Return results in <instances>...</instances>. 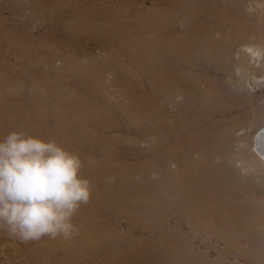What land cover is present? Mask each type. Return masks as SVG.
Masks as SVG:
<instances>
[{
    "label": "rangeland",
    "instance_id": "rangeland-1",
    "mask_svg": "<svg viewBox=\"0 0 264 264\" xmlns=\"http://www.w3.org/2000/svg\"><path fill=\"white\" fill-rule=\"evenodd\" d=\"M70 2L78 6L82 3L81 6L84 8L82 9V15L77 13L76 16H86L88 17L87 22L91 24L95 23L100 27L95 29L97 27H89L87 24H84V27L82 25L79 29H74L69 35L66 31L62 32L61 34L68 35V45L59 44L58 47H54V45L49 46L51 55L56 57L53 59L52 64L56 66L64 64L60 56L69 55L73 57V54L79 55L82 56L83 61L85 60L87 63L91 55H95L94 57H99V60L95 61V64H91L89 69H92V67L95 69L97 67H102V70L99 73L100 75L96 76L98 78H91L83 75L78 78L73 76L65 79L75 86L78 83L79 85L81 84V88L85 87L87 89L83 88V90L80 89L81 91H76L73 85L69 83L68 88H66L68 90L63 89L59 94H66L67 97H72L76 102V100H78L77 97H81V93L85 92L87 103L85 106L74 104L70 107L63 105L61 108H58L57 111L59 115L67 120L65 121L67 122V126L55 124V121L51 120V122H45V125L41 128L42 133L40 135L45 139L55 137L57 141L66 148L79 153L84 161L81 174L91 179L93 188L92 196L90 202L87 205H82V210L80 208L77 214L78 216L76 215L74 217L73 222L79 227V233L70 240L58 238L55 242V239L44 236L40 240L20 242V240L12 238L5 231L0 230V264H128L129 262V264H230V262H232L231 264H264V204L261 203L262 201L264 202V158H261V155H258L254 148L255 134L264 126V0H70ZM4 3V0H0V10H2ZM157 3H159V5H157ZM158 15L160 16L158 17ZM192 16H194V18ZM218 18L222 22H220ZM39 20L40 27L37 35L49 36L51 33L49 32L47 19L43 17ZM116 21H118V24ZM159 21L160 24L158 23ZM159 27L161 29H159ZM237 27L239 29H237ZM184 28H186L187 31ZM202 29L206 31L204 30V32H202ZM222 37L223 40L221 39ZM227 37L228 39H226ZM214 43L215 45H213ZM76 51L78 52L77 54ZM208 53H210V56ZM75 60V62L78 63V60ZM188 61L189 63H187ZM98 62H101V64ZM44 67H47L46 63ZM224 67L226 71L222 70L225 69ZM204 78H206V80ZM167 83L169 84L167 85ZM172 85L175 87L173 88ZM209 91H211V93ZM234 92L237 93L236 99L240 102V105L236 108L235 106L230 108L229 104L233 101V96H235ZM221 99L223 100L222 102ZM254 99L256 103H254ZM249 101L252 104L248 103ZM49 110L51 109H48L46 106L42 108L41 114L43 117H46V119L52 118L51 115H49ZM256 111V115H258L256 118L259 120L254 118L255 120L252 119V121L247 122L248 116L255 117ZM234 112L237 113L235 114ZM241 116L243 117L241 118ZM200 117H202V120ZM210 132L213 135L210 134ZM219 139L225 145L219 143ZM223 146L225 152L229 154L230 163L233 162V160L235 162L229 165L228 159L225 157L223 158L222 163H229V169L226 168L225 164L223 167L219 166L220 168L217 166V163H219L218 161H220L219 155L216 156L217 150L222 149ZM237 147L240 148L238 149ZM204 159H208V162L212 165L210 167L211 170L209 168L207 169V173V170L205 171L203 167ZM234 167H236L237 170L233 169ZM227 171H231V174L229 175ZM235 171L238 173L237 176L234 174ZM192 179L193 182L191 181ZM183 180L186 183L185 185ZM121 182L125 184L122 186ZM234 182H237V186ZM117 183H120V185ZM255 183L256 185H254ZM231 184H234V188L238 191L235 190L234 192V194H236L235 202L238 206L230 211V218L218 224V221L214 222L210 214L212 210V213L225 211L228 206L227 203H229L230 206L228 195L231 191L230 189L228 190V187H230ZM102 187L105 189L102 190ZM111 189L113 190L111 191ZM131 192H134V195ZM171 194L173 195L170 196ZM135 195L138 196L136 197ZM188 198H190L191 201ZM240 198L244 202H242ZM208 199H210L209 202ZM247 199H252L250 201L251 203H249ZM212 200L213 202H211ZM131 203L134 204L132 205ZM186 204H188V206ZM101 208L105 209L103 210ZM159 208H161L160 211ZM124 209L125 211H123ZM241 212L244 213L242 214ZM239 214L242 215L240 216ZM215 224H217V226H215ZM80 226L83 228H80ZM104 226H106V228ZM254 237L256 241H254ZM163 238L166 240H163ZM41 244L42 246H40ZM137 246L139 247L137 248ZM156 248L158 249L156 250ZM108 249H110V251ZM40 251H42V253ZM170 255H173V262H171L172 259ZM124 258L127 259L124 260ZM201 260L204 262L202 263Z\"/></svg>",
    "mask_w": 264,
    "mask_h": 264
},
{
    "label": "bare ground",
    "instance_id": "bare-ground-1",
    "mask_svg": "<svg viewBox=\"0 0 264 264\" xmlns=\"http://www.w3.org/2000/svg\"><path fill=\"white\" fill-rule=\"evenodd\" d=\"M5 3L3 4V8L2 10H0V137H3L5 135H7L9 132L13 131V130H16V131H24L26 133H29V134H33V135H38V136H41L40 134L42 133L41 131V128L45 125V122L48 123V122H51L52 121H55V124H58V125H65L67 126V121L66 119H64L61 115H59L57 109L58 108H61V106H67V107H70L74 104H80V105H83L85 106L86 105V94L85 92H82L81 93V97H77L78 100H75L72 98V97H67L66 94H59L60 91H62L63 89L64 90H68L66 88H68L69 86V83L72 84L71 82H69L68 80H65V79H68V78H71L73 76H76L77 78L78 77H81V76H86V77H91V78H98L96 76H99L101 70H102V67H97L96 69L94 67H92V69H89V66L92 64H95L94 62L95 61H98L99 57H94L95 55H91L90 59L87 60V63L85 62V60L83 61L82 59V56H79V55H75L73 54V57L72 56H60L61 57V60L63 61L64 64L60 65V66H56V65H53L52 64V61L54 58L53 55H51V49H50V45H54V47H58L59 44H64V45H68V35L71 34L72 31H74V29H79V27H81L83 25L84 27V24L87 26H91V27H97L95 29H98L100 26L99 25H96L95 23L94 24H91L88 21V17L86 16H76L77 13H79L80 15H82V9L83 6H78L74 3H71L70 0H4ZM82 1V0H80ZM166 1V0H165ZM204 1V0H203ZM224 1V0H223ZM237 1V0H236ZM78 2V1H77ZM190 2V1H189ZM194 2V1H193ZM196 2V1H195ZM199 2V1H198ZM209 2V1H208ZM211 2V1H210ZM215 2V1H214ZM241 2V1H240ZM245 2V1H244ZM79 3V2H78ZM85 3V2H84ZM89 3V1H88ZM91 3V2H90ZM153 3V2H152ZM181 3V2H180ZM191 3V2H190ZM205 3V2H204ZM239 3V2H238ZM243 3V1H242ZM169 4V3H168ZM221 4V3H220ZM233 4V3H232ZM248 4V3H247ZM138 5V4H137ZM156 5V4H155ZM157 5H159V3H157ZM193 5V4H192ZM213 5V4H212ZM222 5V4H221ZM227 5V4H226ZM89 6V5H88ZM86 6V7H88ZM154 6V5H152ZM172 6V5H171ZM178 6V5H176ZM200 6V5H199ZM209 6V5H208ZM215 6V5H214ZM219 6V5H218ZM244 6V5H243ZM85 7V6H84ZM90 7V6H89ZM159 7V6H158ZM164 7V6H162ZM161 7V8H162ZM168 7V6H167ZM170 7V6H169ZM198 7V6H197ZM202 7V6H201ZM217 7V6H216ZM234 7V6H233ZM248 7V6H247ZM250 7V6H249ZM135 8V6H134ZM143 8V7H142ZM165 8V7H164ZM185 8V6H184ZM200 8V7H199ZM224 8V6H223ZM240 8V7H239ZM244 8V7H243ZM140 9V7H139ZM167 9V8H165ZM164 9V11H165ZM170 9V8H169ZM172 9V8H171ZM182 9V8H181ZM188 9V8H186ZM192 9V8H191ZM234 9V8H233ZM247 9V8H246ZM255 9V8H254ZM90 10V8H89ZM93 10V9H92ZM137 10V9H136ZM194 10V8H193ZM207 10V9H206ZM210 10V9H209ZM230 10V9H229ZM101 11V10H100ZM140 11V10H139ZM155 11V10H154ZM158 11V10H157ZM170 11V10H169ZM168 11V12H169ZM187 11V10H186ZM195 11V10H194ZM217 11V10H216ZM254 11V10H253ZM89 12V11H87ZM97 12V11H96ZM150 12V11H149ZM153 12V11H152ZM167 12V11H166ZM189 12V11H188ZM196 12V11H195ZM234 12V11H233ZM238 12V10H237ZM244 12V11H243ZM242 12V13H243ZM250 12V11H249ZM85 13V12H84ZM144 13V12H143ZM161 13V12H160ZM172 13V12H171ZM181 13V12H180ZM191 13V12H189ZM207 13V12H206ZM212 13V12H211ZM248 13V11H247ZM255 13V12H254ZM75 14V15H74ZM102 14V13H101ZM130 14V13H129ZM187 14V13H185ZM216 14V13H215ZM219 14H220V11H219ZM226 14V12H225ZM223 14V15H225ZM239 14V13H238ZM74 15V17L72 18V16ZM84 15V14H83ZM95 15V14H94ZM132 15V14H131ZM156 15V14H155ZM161 15V14H160ZM158 15V17L160 16ZM168 15V14H167ZM212 15V14H211ZM234 15V14H233ZM101 16V15H100ZM135 16V15H134ZM151 16V15H150ZM157 16V15H156ZM164 16V15H163ZM171 16V15H170ZM176 16V15H175ZM180 16V15H179ZM222 16V15H221ZM248 16V15H247ZM255 16V15H254ZM45 17L48 21V25H49V32L51 33L49 36H39L37 35L38 33V29L40 27V18H43ZM169 17V16H168ZM194 18V16H192ZM200 17V16H199ZM210 17V16H209ZM232 17V16H231ZM230 17V18H231ZM251 17V16H250ZM253 17V16H252ZM100 18V17H99ZM150 18V17H149ZM165 18V17H164ZM187 18V17H186ZM190 18V17H188ZM201 18V17H200ZM207 18V17H206ZM220 18V17H219ZM218 18V19H219ZM226 18V17H225ZM229 18V17H228ZM233 18H236V17H233ZM97 19V17H96ZM151 19V18H150ZM153 19V18H152ZM157 19V18H156ZM172 19V18H171ZM174 19V18H173ZM184 19V18H183ZM202 19V18H201ZM205 19V18H204ZM211 19V18H210ZM214 19V18H213ZM217 19V20H218ZM221 19V18H220ZM219 19V20H220ZM224 19V18H223ZM222 19V20H223ZM240 19V18H239ZM247 19V18H246ZM250 19V18H249ZM72 20V21H71ZM99 20V19H98ZM97 20V21H98ZM132 20V19H131ZM189 20V19H187ZM195 20V19H194ZM232 20V19H231ZM244 20V19H243ZM254 20V19H252ZM71 21V22H70ZM94 21V20H93ZM172 21V20H171ZM190 21V20H189ZM208 21V20H207ZM213 21V20H212ZM118 21H116L117 23ZM132 22V21H131ZM163 22V21H162ZM175 22V21H173ZM188 22V21H187ZM196 22V21H195ZM216 23H218L217 21H215ZM220 22H222L220 20ZM219 22V23H220ZM230 22V21H229ZM232 22V21H231ZM245 22V21H244ZM98 23V22H97ZM153 23V21H152ZM160 24V21L158 22ZM164 23V22H163ZM169 23V22H168ZM214 23V22H212ZM118 24V23H117ZM116 24V25H117ZM124 24V23H123ZM154 24V23H153ZM156 24V23H155ZM158 24V25H159ZM165 24V23H164ZM171 24V23H170ZM243 24V23H242ZM245 24V23H244ZM47 25V26H48ZM169 25V24H168ZM174 25V24H173ZM176 25V24H175ZM201 25V24H200ZM209 25V24H208ZM207 25V27H208ZM213 25V24H212ZM232 25V24H231ZM236 25V24H234ZM120 26V25H119ZM164 26V25H163ZM166 26V25H165ZM164 26V27H165ZM195 26V25H194ZM203 26V25H202ZM237 26V25H236ZM241 26V25H240ZM252 26V25H251ZM259 26V25H258ZM76 27V28H75ZM86 27V26H85ZM156 27V26H155ZM167 27V26H166ZM216 27V26H215ZM225 27V26H224ZM235 27V26H234ZM247 27V26H245ZM249 27V26H248ZM201 28V27H200ZM204 28V27H202ZM209 28V27H208ZM250 28V27H249ZM256 28V26H255ZM159 29H161L159 27ZM163 29V28H162ZM166 29V28H165ZM171 29V28H169ZM186 29V28H184ZM193 29V28H191ZM196 29V28H195ZM218 29V28H217ZM235 29V28H234ZM237 29H239L237 27ZM248 29V28H247ZM253 29V28H252ZM260 29V28H259ZM203 30V29H202ZM205 30V29H204ZM204 30L202 32H204ZM215 30V29H214ZM220 30V29H219ZM223 30V28H222ZM232 30V29H231ZM66 31V33L68 35H63L61 34L62 32ZM80 31V30H79ZM173 31V30H172ZM185 31V30H184ZM183 31V32H184ZM187 31V29H186ZM206 31V30H205ZM210 31V30H209ZM208 31V32H209ZM235 31V30H234ZM233 31V32H234ZM248 31V30H246ZM255 31V30H254ZM262 31V30H261ZM264 31V30H263ZM82 32V31H81ZM84 32V31H83ZM211 32V31H210ZM209 32V33H210ZM221 32V31H220ZM225 32V31H224ZM232 32V31H231ZM258 32V31H257ZM159 33V32H158ZM166 33V32H165ZM190 33V32H189ZM188 33V34H189ZM212 33V32H211ZM214 33V32H213ZM194 34V33H192ZM203 34V33H201ZM200 34V35H201ZM206 34V33H205ZM216 34V33H215ZM218 34V33H217ZM231 34V33H230ZM232 34H235V33H232ZM258 34V33H257ZM169 35V34H168ZM208 35V34H207ZM226 35V34H225ZM237 35V34H236ZM240 35V34H239ZM245 35H246V32H245ZM254 35V34H253ZM171 36V35H170ZM184 36V35H183ZM187 36V35H186ZM198 36V35H197ZM213 36V35H211ZM233 36V35H232ZM243 36V35H242ZM256 36V35H255ZM262 36V35H261ZM264 36V35H263ZM158 37V36H157ZM205 37V36H204ZM203 37V38H204ZM217 37V36H215ZM221 37V36H220ZM229 37V36H228ZM228 37L226 39H228ZM238 37V36H237ZM246 37V36H245ZM258 37V36H257ZM173 38V37H171ZM218 38V37H217ZM250 38V37H249ZM248 38V39H249ZM256 38V37H254ZM260 38V37H259ZM183 39V38H182ZM185 39V38H184ZM198 39V38H197ZM223 40V37L221 38ZM234 39V38H233ZM170 40V39H169ZM189 40H192V39H189ZM196 40V39H195ZM201 40V39H200ZM206 40V39H205ZM209 40V39H208ZM211 40V39H210ZM214 40V39H213ZM225 40V39H224ZM232 40V38H231ZM252 40V39H251ZM260 40V39H259ZM173 41V40H172ZM176 41V40H175ZM174 41V42H175ZM194 41V40H193ZM192 41V42H193ZM239 41V40H238ZM253 41V40H252ZM166 42V41H165ZM179 42V41H178ZM199 42V41H198ZM197 42V44H198ZM212 42V41H211ZM220 42V41H219ZM236 42V40H235ZM243 42V41H242ZM257 42V41H256ZM196 43V42H195ZM202 43V42H201ZM221 43V42H220ZM224 43V41H223ZM225 43H228V42H225ZM234 43V42H233ZM238 43V42H237ZM250 43V42H249ZM248 43V44H249ZM183 45V44H182ZM202 45V44H201ZM206 45V44H205ZM215 45V43L213 44ZM211 45V46H213ZM226 45V44H225ZM236 45V44H234ZM253 45V44H252ZM186 46V45H185ZM191 46V45H190ZM203 46V45H202ZM196 47V46H195ZM235 47V46H234ZM184 48V47H183ZM186 48V47H185ZM193 48V47H191ZM190 48V50H191ZM219 48V47H218ZM221 48V46H220ZM226 48V47H225ZM207 49V48H206ZM213 49V48H212ZM245 49V48H244ZM184 50V49H183ZM195 50V49H194ZM220 50V49H219ZM218 50V51H219ZM224 50V49H223ZM80 51V50H79ZM188 51V50H187ZM202 51V49H201ZM217 51V52H218ZM226 51V50H225ZM228 51V49H227ZM82 52V51H80ZM204 52V51H203ZM206 52V51H205ZM210 52V51H209ZM222 52V51H221ZM230 52V51H229ZM254 52V51H253ZM78 52L76 51V54ZM182 53V52H181ZM184 53V52H183ZM215 53V52H214ZM235 53V52H234ZM176 54V53H175ZM187 54V53H186ZM195 54V53H194ZM207 54V53H205ZM210 53H208L209 55ZM192 55V54H191ZM199 55V54H197ZM220 55V53H219ZM241 55V54H240ZM245 55V54H244ZM173 56V55H172ZM185 56V55H184ZM196 56V55H195ZM210 56V55H209ZM215 56V54H214ZM225 56V55H223ZM231 56V55H230ZM58 57V58H60ZM175 57V56H174ZM173 57V58H174ZM193 57V56H192ZM198 57V56H197ZM204 57V56H202ZM212 57V55H211ZM216 57V56H215ZM232 57V56H231ZM181 58V57H180ZM196 58V57H195ZM224 58V57H223ZM64 59V60H63ZM75 59L78 60V63H76ZM88 59V58H87ZM209 59V58H208ZM213 59V58H212ZM177 60V59H176ZM183 60V58H182ZM185 60V59H184ZM211 60V59H210ZM232 60V59H231ZM191 61V60H190ZM208 61V60H207ZM227 61V60H226ZM174 62V61H173ZM193 62V61H192ZM212 62V61H211ZM219 62V61H218ZM45 63L47 64V67H44ZM101 64V62H98ZM189 63V61L187 62ZM199 63V62H198ZM213 63V62H212ZM216 63V62H215ZM193 64V63H192ZM206 64V63H205ZM229 64V63H228ZM227 64V65H228ZM232 64V63H231ZM176 65V64H175ZM178 65V64H177ZM198 65V64H197ZM202 65V64H201ZM214 65V63H213ZM220 65V64H219ZM233 65V64H232ZM97 66V65H96ZM167 66V64H166ZM170 66V65H168ZM185 66V65H184ZM191 66V65H190ZM222 66V65H221ZM248 66V65H247ZM192 67V66H191ZM195 67V66H194ZM228 67V66H226ZM169 68V67H168ZM189 68V67H188ZM225 68V67H224ZM233 68V67H232ZM167 69V68H166ZM183 69V68H182ZM197 69V68H196ZM210 69V68H209ZM208 69V70H209ZM214 69V68H212ZM211 69V70H212ZM181 70V69H180ZM179 70V71H180ZM222 70H225L226 71V68L225 69H222ZM195 71V70H194ZM156 72V71H155ZM158 72V71H157ZM161 72V71H160ZM171 72V71H170ZM174 72V70H173ZM176 72V71H175ZM184 72V71H183ZM192 72V71H191ZM197 72V71H196ZM200 72V71H198ZM218 72V71H217ZM230 72V71H229ZM167 74V73H166ZM165 74V76H166ZM187 74V73H186ZM191 74V73H190ZM193 74V73H192ZM205 74V73H204ZM154 75V74H153ZM169 75V74H168ZM178 75H181V74H178ZM184 75V74H183ZM182 75V76H183ZM243 75V74H242ZM200 76V74H199ZM215 76V75H214ZM156 77V76H155ZM178 77V76H176ZM176 77H175V80H176ZM188 77V76H187ZM195 77V76H194ZM202 77V76H201ZM85 78V77H84ZM164 78V77H163ZM169 78V77H168ZM186 78V77H185ZM210 78V77H209ZM214 78V77H213ZM221 78V77H220ZM244 78V77H243ZM80 79V78H79ZM171 79V77H170ZM179 79V78H178ZM188 79V78H187ZM202 79V78H201ZM206 80V78H204ZM219 79V78H218ZM154 80V79H153ZM152 80V82H153ZM157 80V79H156ZM161 80V78H160ZM163 80V79H162ZM165 80V79H164ZM189 80V79H188ZM193 80V79H192ZM220 80V79H219ZM227 80V79H226ZM177 81V80H176ZM162 82V81H161ZM174 82V81H172ZM229 82V81H228ZM235 82V81H234ZM80 83V82H79ZM85 83V82H84ZM159 83V81H158ZM183 83V82H182ZM192 83V82H191ZM204 83V82H203ZM230 83V82H229ZM169 83H167L168 85ZM171 84V83H170ZM177 84V83H175ZM181 84V83H180ZM206 84V83H205ZM209 84V83H208ZM214 84V83H213ZM218 84V83H217ZM73 85V88L77 91H81L80 89L83 90L84 89H87L85 87L81 88V84L79 85L77 83V85L75 86L74 84ZM174 85V84H173ZM172 85V87H173ZM228 85V84H227ZM171 86V85H170ZM217 86V85H216ZM237 86V85H235ZM233 86V87H235ZM157 87V86H156ZM161 87V86H160ZM175 87V86H174ZM173 87V88H174ZM177 87V86H176ZM180 87V86H179ZM209 87V86H207ZM238 87V86H237ZM153 88V87H152ZM159 88V87H158ZM164 88V87H163ZM206 88V87H205ZM204 88V89H205ZM216 88V87H215ZM239 88V87H238ZM193 89V88H192ZM200 89V88H198ZM227 89V88H226ZM229 89V88H228ZM178 90V89H177ZM182 90V89H181ZM189 90V89H188ZM211 90V89H210ZM159 91V90H158ZM163 91V90H162ZM168 91V90H167ZM207 91V90H206ZM212 91V90H211ZM211 91H209L211 93ZM204 92V91H203ZM232 92V91H231ZM173 93V92H172ZM191 93V92H190ZM196 93V92H195ZM194 93V94H195ZM205 93V92H204ZM217 93V92H216ZM219 93V92H218ZM221 93V92H220ZM223 93H226V92H223ZM156 94H157V91H156ZM164 94V93H163ZM166 94V93H165ZM170 94V93H169ZM180 94V93H179ZM193 94V93H192ZM227 94V93H226ZM235 96H233V101L231 102L230 105V108L232 106H235L238 107L240 105V102H238V100L236 99V96H237V93L234 92ZM244 94V93H243ZM161 95V94H160ZM208 95V94H207ZM221 95V94H220ZM83 96V97H82ZM169 96V95H168ZM174 96V95H173ZM190 96V95H189ZM206 96V95H205ZM211 96V95H210ZM213 96V95H212ZM228 96V95H227ZM239 96V95H238ZM252 96V95H251ZM254 96V95H253ZM259 96V95H257ZM215 97V96H214ZM222 97V96H221ZM162 98V97H161ZM242 98V97H241ZM256 98V97H255ZM81 99V100H80ZM158 99V98H157ZM172 99V98H171ZM210 99V98H209ZM216 99V98H215ZM230 99V98H229ZM253 99V98H252ZM258 99V98H257ZM163 100V99H162ZM166 100V99H164ZM189 100V99H188ZM200 100V99H199ZM243 100V99H242ZM246 100V99H245ZM255 100V99H254ZM155 101V100H154ZM158 101V100H156ZM183 101V100H182ZM206 101V100H205ZM213 101V99H212ZM217 101V100H216ZM219 101V99H218ZM223 100L221 99V102ZM226 101H229V100H226ZM253 101V100H252ZM173 102V101H172ZM184 102V101H183ZM189 102V101H188ZM203 103V101H202ZM245 103V101H244ZM250 104H252L250 101L248 102ZM256 103V100L255 102ZM176 104V103H175ZM182 104V103H181ZM188 104V103H187ZM247 104V102H246ZM263 104V103H262ZM204 105V104H203ZM208 105V103H207ZM215 105V104H214ZM227 105V104H225ZM224 105V106H225ZM255 105V104H254ZM43 106H46L48 109H51L49 110V115H51V117L53 118H47L46 117H43V115L41 114L42 113V108ZM223 106V105H221ZM245 106V105H244ZM258 106V105H257ZM260 106V105H259ZM211 107V106H210ZM184 108V107H183ZM205 108V107H204ZM203 108V109H204ZM233 108V107H232ZM249 108V107H248ZM157 109V108H156ZM188 109V107H187ZM207 109V108H206ZM228 109V108H227ZM261 109V108H260ZM263 109V108H262ZM177 110V109H175ZM183 110V109H182ZM199 110V109H198ZM220 110V109H219ZM160 111V110H159ZM195 111V110H194ZM200 111V110H199ZM187 112V111H186ZM207 112V111H206ZM213 112V110H212ZM210 112V113H212ZM217 112V111H216ZM238 112V111H237ZM236 112V113H237ZM241 112V111H240ZM239 112V113H240ZM245 112V111H244ZM249 112V111H248ZM48 113V112H47ZM46 113V114H47ZM175 113V112H174ZM181 113V112H180ZM202 113V112H201ZM235 113V112H234ZM235 113V114H236ZM238 113V114H239ZM186 114V113H185ZM194 114V113H193ZM223 114V113H222ZM257 114V111L255 112V117H252V116H248V120L247 122L249 121H252V119H257L256 117H258ZM195 115V114H194ZM198 115V114H196ZM205 115V114H204ZM216 115V114H215ZM248 115V114H247ZM251 115V114H249ZM227 116V115H226ZM237 116V115H236ZM239 116V115H238ZM260 116V115H259ZM215 117V116H214ZM219 117V116H218ZM243 116H241L242 118ZM245 117V116H244ZM177 118V117H176ZM188 118V117H187ZM199 118V117H198ZM201 120H202V117H200ZM205 118V117H203ZM225 118V117H224ZM174 119V117H173ZM180 119V118H179ZM189 119V118H188ZM193 119V118H192ZM206 119V118H205ZM209 119V118H208ZM222 119V118H221ZM254 119V120H255ZM177 120V119H176ZM185 120V119H184ZM211 120V119H209ZM215 120V119H214ZM220 120V119H219ZM232 120V119H231ZM243 120V119H242ZM246 120V119H245ZM259 120V119H257ZM172 121V120H171ZM217 121V120H216ZM223 121V120H222ZM236 121V120H235ZM191 122V121H190ZM196 122V121H195ZM228 122V121H227ZM238 122V121H237ZM185 123V122H184ZM192 123V122H191ZM208 123V122H207ZM213 123V122H212ZM221 123V122H220ZM256 123V122H255ZM187 124V123H185ZM237 124V123H235ZM243 124V123H242ZM190 125V124H189ZM195 125V124H194ZM201 125V124H199ZM204 125V124H203ZM202 125V126H203ZM216 125V124H215ZM225 125V124H224ZM228 125V124H227ZM240 125V124H239ZM250 125V124H249ZM185 126V125H184ZM252 126V125H251ZM205 127V126H204ZM203 127V128H204ZM223 127V126H222ZM229 127V126H228ZM233 127V126H232ZM186 128V127H185ZM202 128V127H201ZM235 128V127H233ZM240 128V126H239ZM245 128V127H243ZM188 129V128H186ZM199 129V127H198ZM211 129V128H210ZM209 129V130H210ZM220 129V128H219ZM222 129V128H221ZM224 129V128H223ZM237 129V128H236ZM242 129V128H241ZM183 130V129H182ZM205 130V129H204ZM171 131V130H170ZM189 131V130H188ZM201 131V130H200ZM206 131V130H205ZM214 131V130H213ZM227 131V130H226ZM231 131V130H230ZM234 131V129H233ZM172 132V131H171ZM188 133V132H187ZM191 133V132H190ZM195 133V132H194ZM197 133V132H196ZM199 133V132H198ZM205 133V132H204ZM209 133V132H207ZM215 133V132H214ZM200 134V133H199ZM210 134H212L210 132ZM209 134V135H210ZM217 134V133H216ZM221 134V133H220ZM169 135V134H168ZM196 135V134H195ZM213 135V134H212ZM230 135V134H229ZM233 135V134H232ZM186 136V135H185ZM191 136V135H190ZM200 136V135H199ZM169 137V136H168ZM194 137V136H193ZM223 137V136H222ZM235 137V136H234ZM64 138V137H63ZM187 138V137H186ZM231 138V137H230ZM239 138V137H238ZM241 138V137H240ZM173 139V138H172ZM192 139V138H191ZM205 139V138H204ZM209 139V138H208ZM223 139V138H222ZM233 139V138H232ZM180 140H183V139H180ZM189 140V139H187ZM198 140V139H197ZM224 140V139H223ZM204 141V140H203ZM236 141V139H235ZM238 141V140H237ZM172 142V141H171ZM182 142V141H181ZM193 142V141H192ZM201 142V141H200ZM210 142V141H208ZM228 142V141H227ZM219 143L225 145L220 139H219ZM218 143V144H219ZM177 144V143H176ZM195 144V143H194ZM207 144V143H206ZM220 144V145H221ZM227 144V143H226ZM172 145V144H171ZM202 145V144H200ZM217 145V144H216ZM188 146V144H187ZM244 146V145H243ZM246 146V145H245ZM207 147V146H206ZM228 147V146H227ZM242 147V146H241ZM190 148V147H189ZM188 148V149H189ZM210 148V147H209ZM238 148V147H237ZM240 148V147H239ZM238 148V149H239ZM253 148V147H252ZM256 152L258 153V155H261V158L263 157L264 158V126L260 128V130L255 134V146H254ZM174 149V148H173ZM192 149V148H191ZM203 149V147H202ZM231 149V148H230ZM235 149V148H234ZM244 149V148H243ZM199 150V149H198ZM196 150V151H198ZM201 150V149H200ZM236 150V149H235ZM249 150V149H248ZM186 151V150H185ZM193 151V150H192ZM223 151H224V154H223ZM239 151V150H238ZM174 152V150H173ZM189 152V151H188ZM195 152V151H194ZM205 152V151H204ZM208 152V150H207ZM210 152V151H209ZM170 153V152H169ZM180 153V152H179ZM212 153V152H211ZM230 153V152H229ZM232 153V152H231ZM236 153V152H235ZM233 153V154H235ZM186 154V153H185ZM198 154V152H197ZM241 154V153H240ZM251 154V153H250ZM170 155V154H169ZM182 155V154H181ZM189 155V154H187ZM201 155V154H200ZM210 155V154H209ZM219 155V158H220V161H218L219 163H217V166H221L223 167L224 164L226 166L227 169H229V165H231V163H235L234 160L233 162L230 163L229 161V154L227 152H225V149H224V146L222 147V149L220 150H217V154L216 156ZM243 155V154H242ZM245 155V154H244ZM193 156V155H192ZM238 156V155H237ZM248 156V155H247ZM169 157V156H168ZM173 157V156H172ZM176 157V156H175ZM178 157V156H177ZM182 157V156H181ZM227 158L229 161V163L225 162L224 164L222 163V160L223 158ZM233 157V156H232ZM240 157V156H239ZM195 158V156H194ZM235 158V157H234ZM244 158V157H243ZM166 159V158H165ZM170 159V158H169ZM187 159V158H186ZM192 159V158H191ZM190 159V160H191ZM197 159V158H196ZM203 159V158H202ZM209 159V158H208ZM206 160L204 159L205 161H203V167H204V170L206 171L208 168L210 169V167L212 166L208 161L209 160ZM170 160H173L172 158ZM177 160V159H176ZM189 160V161H190ZM218 160V159H217ZM242 160V159H241ZM165 161V160H164ZM185 161V159H184ZM187 161V160H186ZM200 161V160H198ZM216 161V160H215ZM167 162V161H166ZM191 162V161H190ZM189 162V163H190ZM255 162V161H254ZM253 162V163H254ZM162 163V162H161ZM174 163V162H173ZM179 163V162H178ZM183 163V162H182ZM244 163V162H242ZM163 164V163H162ZM171 164V163H170ZM214 164V163H213ZM229 164V165H228ZM198 165V164H197ZM242 165V164H241ZM245 165V164H244ZM178 166V165H177ZM193 166V165H192ZM162 167V166H161ZM185 167V166H184ZM194 167V166H193ZM202 167V166H201ZM200 167V168H201ZM202 167V168H203ZM179 168V167H178ZM196 168V167H195ZM220 168V167H219ZM243 168V167H242ZM176 169V168H175ZM191 169V168H189ZM233 169L237 170L236 167H234ZM155 170V169H154ZM173 170V169H172ZM185 170V169H184ZM182 170V171H184ZM200 170V169H199ZM211 170V169H210ZM218 170V169H217ZM177 171V170H176ZM191 171V170H190ZM196 171V170H195ZM232 171V170H231ZM231 171H227L228 174L230 175L231 174ZM208 172V170L206 171V173ZM210 172V171H209ZM185 173V172H183ZM195 173V172H194ZM201 173V172H200ZM205 173V174H206ZM213 173V171H212ZM233 173V172H232ZM188 174V173H187ZM185 174V175H187ZM192 174V173H190ZM235 176L238 175L237 171H235ZM233 174V175H234ZM183 175V174H182ZM198 175V174H196ZM204 175V174H202ZM219 175V173H218ZM228 175V176H229ZM232 175V176H233ZM144 176V175H143ZM180 176V175H179ZM210 176V175H209ZM220 176V175H219ZM218 176V177H219ZM225 176V175H224ZM248 176V175H247ZM170 177V176H169ZM169 177H168V180H169ZM178 177V176H177ZM186 177V176H185ZM192 177V176H191ZM216 177V176H215ZM240 177V176H239ZM119 178V177H118ZM133 178V177H132ZM173 178V177H172ZM181 178V177H180ZM196 178V176H195ZM213 178V177H212ZM238 178V177H237ZM121 179V178H120ZM185 179V178H184ZM189 179V178H188ZM204 179V178H203ZM206 179V178H205ZM228 179V178H227ZM91 180V179H90ZM93 180V179H92ZM180 180V179H179ZM186 180V179H185ZM212 180V179H211ZM220 180V179H219ZM231 180V179H230ZM229 180V181H230ZM236 180V179H235ZM109 181V180H108ZM127 181V180H126ZM176 181V180H175ZM178 181V180H177ZM189 181V180H188ZM193 182V179L191 180ZM190 181V182H191ZM247 181V180H246ZM258 181V180H257ZM105 182V181H104ZM107 182V181H106ZM118 182V181H117ZM124 182V181H123ZM133 182V180H132ZM172 182V181H171ZM179 182V181H178ZM182 182V180H181ZM184 182V180H183ZM191 182V183H192ZM203 182V181H202ZM206 182V181H205ZM204 182V183H205ZM209 182V181H208ZM222 182V181H221ZM232 182V181H231ZM249 182V181H248ZM156 183V181H155ZM154 183V185H155ZM174 183V181H173ZM180 183V182H179ZM196 183V182H194ZM210 183V182H209ZM213 183V182H212ZM224 183V182H223ZM235 183V182H234ZM237 183V182H236ZM235 183V185H236ZM242 183V182H241ZM246 183V182H245ZM118 184V183H117ZM122 184V182H121ZM125 184V183H123ZM122 184V186H123ZM172 184V183H171ZM186 183L184 182V185ZM120 185V183L118 184ZM127 185V184H126ZM142 185V184H141ZM150 185V184H149ZM179 185V184H178ZM177 185V186H178ZM188 185V184H187ZM198 185V184H197ZM200 185V184H199ZM202 185V184H201ZM208 185V184H207ZM226 185V184H225ZM252 185V184H251ZM256 185V183L254 184ZM105 186V185H104ZM116 186V185H114ZM160 186V185H159ZM191 186V184H190ZM223 186V185H222ZM227 186V185H226ZM237 186V185H236ZM258 186V185H257ZM132 187V186H131ZM139 187V185H138ZM137 187V188H138ZM186 187V186H184ZM196 187V185H195ZM194 187V188H195ZM205 187V186H204ZM207 187V186H206ZM245 187V186H244ZM247 187V186H246ZM104 190L105 188L102 187ZM112 188V187H110ZM127 188V187H126ZM130 188V187H129ZM142 188V187H141ZM173 188V187H172ZM179 188V187H178ZM182 188V187H181ZM197 188V187H196ZM238 188V187H237ZM109 189V188H108ZM116 189V187H115ZM120 189V188H119ZM125 189V187H124ZM134 189V188H133ZM152 189V188H151ZM200 189V188H199ZM230 189L231 192H229L230 194L228 195V201L230 202V206H229V203H227V208L225 211H217L215 213H212L211 211V218L214 220V222H217L218 224L219 223H222L221 221L223 220H227V218H230V211L234 208V207H237V203L235 202V195L234 192H235V188H234V184L230 185V187H228V190ZM113 189H111L112 191ZM136 190V189H135ZM186 190V189H185ZM204 190V189H202ZM201 190V191H202ZM223 190V189H222ZM227 190V189H226ZM126 191V190H125ZM134 191V190H133ZM141 191V190H140ZM139 191V192H140ZM144 191V190H143ZM157 191V190H156ZM197 191V190H196ZM205 191V190H204ZM237 191V190H236ZM251 191V190H250ZM114 192V191H113ZM120 192V191H118ZM135 192V191H134ZM133 192V193H134ZM199 192V191H198ZM208 192V191H207ZM221 192V190H220ZM238 192V191H237ZM103 193V192H102ZM107 193V192H106ZM125 193V192H124ZM132 193V192H131ZM132 193V194H133ZM138 193V192H137ZM152 193V192H151ZM210 193V192H209ZM224 193V192H223ZM100 194V193H99ZM228 194V193H227ZM105 195V194H104ZM107 195V194H106ZM115 195V194H114ZM134 195V194H133ZM142 195V194H141ZM148 195L150 196V194L148 193ZM173 194H171L170 196H172ZM215 195V194H214ZM218 195V194H217ZM101 196V195H100ZM136 196V195H135ZM138 196V195H137ZM136 196V197H137ZM196 196V195H195ZM213 196V195H212ZM123 197V195H122ZM132 197V196H131ZM187 197V196H186ZM197 197V196H196ZM195 197V198H196ZM199 197V196H198ZM217 197V196H216ZM103 198V197H102ZM109 198V197H108ZM134 198V197H133ZM155 198V197H154ZM175 198V197H174ZM183 198V197H182ZM205 198V197H204ZM214 198V197H213ZM97 199V198H96ZM119 199V198H117ZM126 199V198H125ZM128 199V198H127ZM134 199H137V198H134ZM143 199V198H141ZM190 199V198H188ZM193 199V198H192ZM198 199V198H197ZM219 199V198H218ZM241 199V198H240ZM106 200V199H105ZM169 200V199H168ZM167 200V201H168ZM186 200V199H185ZM210 199H208V202H209ZM217 200V199H216ZM222 200V199H221ZM237 200V199H236ZM245 200V199H244ZM249 199H247L248 201ZM252 200V199H251ZM249 200V203H251ZM141 201V200H140ZM166 201V200H165ZM174 201V200H173ZM191 201V199H190ZM194 201V200H193ZM204 201V200H202ZM242 201V199H241ZM246 201V200H245ZM101 202V201H100ZM106 202V201H105ZM115 202V201H114ZM125 202V201H123ZM128 202V201H127ZM132 202V201H131ZM136 202V201H134ZM176 202V201H175ZM198 202V201H197ZM213 202V200L211 201ZM221 202V201H220ZM226 202V200H225ZM244 202V201H242ZM253 202V201H252ZM257 202V201H256ZM255 202V203H256ZM99 203V202H97ZM102 203V202H101ZM121 203V202H120ZM189 203V202H188ZM194 203V202H193ZM192 203V204H193ZM196 203V202H195ZM205 203V202H204ZM261 203L264 204V202L262 201ZM108 204V203H107ZM132 205L134 203H131ZM145 204V203H144ZM147 204V202H146ZM172 204V203H171ZM170 204V205H171ZM197 204V203H196ZM199 204V203H198ZM211 204V203H210ZM214 204V203H213ZM219 204V203H218ZM225 204V203H224ZM111 205V203H110ZM116 205V204H114ZM122 205V204H121ZM148 205V204H147ZM158 205V204H157ZM188 206V204H186ZM185 205V206H186ZM191 205V204H190ZM200 205V204H199ZM94 206V205H92ZM96 206V204H95ZM108 206V205H107ZM161 206V205H160ZM159 206V207H160ZM168 206V205H167ZM205 206V205H204ZM214 206V205H213ZM220 206V205H219ZM86 207V206H85ZM104 207V206H103ZM113 207V205H112ZM130 207V206H129ZM144 207V206H143ZM148 207V206H147ZM165 207V205H164ZM180 207V205H179ZM195 207V205H194ZM200 207V206H199ZM207 207V206H206ZM210 207V205H209ZM216 207V206H215ZM224 207V206H222ZM253 207V205H252ZM256 207V206H255ZM263 207V206H262ZM87 208V207H86ZM90 208V207H89ZM92 208V207H91ZM110 208V207H109ZM107 208V209H109ZM140 208V207H139ZM151 208V207H150ZM154 208V207H153ZM156 208V206H155ZM176 208V207H175ZM181 208V207H180ZM186 208V207H185ZM197 208V207H196ZM203 208V207H202ZM244 208V207H243ZM247 208V207H246ZM249 208V207H248ZM93 209V208H92ZM103 209V208H101ZM105 209V208H104ZM103 209V210H104ZM126 209V208H125ZM125 209L123 211H125ZM146 209V208H145ZM158 209V208H157ZM161 208H159V211H160ZM173 209V207H172ZM177 209V208H176ZM184 209V208H183ZM182 209V210H183ZM209 209V208H208ZM213 209V208H212ZM223 209V208H222ZM81 210H82V207H81ZM84 210V209H83ZM87 210V209H86ZM120 210V209H119ZM179 210V209H178ZM181 210V209H180ZM261 210V208H260ZM89 211V210H88ZM87 211V212H88ZM110 211V210H109ZM108 211V212H109ZM131 211V210H130ZM145 211V210H143ZM157 211V210H156ZM191 211V210H190ZM195 211V210H194ZM193 211V212H194ZM201 211V210H200ZM207 211V210H206ZM121 212V211H120ZM147 212V211H146ZM162 212V211H161ZM160 212V213H161ZM177 212V211H176ZM204 212V211H203ZM251 212V211H250ZM254 212V211H253ZM93 213V212H92ZM111 213V212H110ZM113 213V212H112ZM145 213V212H144ZM234 213V212H233ZM237 213V212H236ZM242 213V212H241ZM244 213V212H243ZM242 213V214H243ZM255 213V212H254ZM258 213V211H257ZM94 214V213H93ZM125 214V213H124ZM191 214V213H190ZM200 214V212H199ZM205 214V213H204ZM241 214V215H242ZM253 214V213H252ZM84 215V214H83ZM91 215V214H90ZM120 215V214H119ZM127 215V214H126ZM134 215V214H133ZM141 215H144V214H141ZM179 215V214H178ZM196 215V214H195ZM201 215V214H200ZM199 215V216H200ZM232 215V214H231ZM235 215V214H233ZM240 215V214H239ZM240 215V216H241ZM256 215V214H255ZM78 216V215H77ZM125 216V215H124ZM145 216V215H144ZM143 216V217H144ZM149 216V215H148ZM180 216V215H179ZM192 216V215H191ZM207 216V214H206ZM247 216V214H246ZM262 216V214H261ZM85 217V216H84ZM87 217V216H86ZM92 217V216H91ZM131 217V216H130ZM135 217V216H134ZM193 217V216H192ZM201 217V216H200ZM199 217V218H200ZM249 217V216H248ZM252 217V216H251ZM79 218V217H77ZM132 218V217H131ZM141 218V217H140ZM183 218V217H182ZM196 218V217H195ZM198 218V217H197ZM204 218V217H203ZM86 219V218H85ZM137 219V218H135ZM146 219V218H145ZM209 219V218H208ZM237 219V218H236ZM241 219V218H240ZM245 219V217H244ZM252 219V218H251ZM261 219V218H260ZM74 220V219H73ZM80 220H81V217H80ZM83 220V219H82ZM142 220V219H140ZM250 220V219H249ZM133 221V220H132ZM231 221V220H230ZM263 221V220H262ZM134 222V221H133ZM142 222V221H141ZM144 222V221H143ZM146 222V221H145ZM196 222V221H195ZM237 222V221H236ZM243 222V221H242ZM258 222V220H257ZM260 222V221H259ZM74 223V222H73ZM81 223V222H80ZM148 223V222H147ZM238 223V222H237ZM241 223V222H240ZM92 224V223H91ZM108 224V223H107ZM149 224V223H148ZM202 224V223H201ZM208 224V223H207ZM242 224V223H241ZM80 225V224H79ZM85 225V223H84ZM105 225V224H104ZM152 225V224H150ZM200 225V224H199ZM203 225V224H202ZM232 225V224H231ZM251 225V224H250ZM263 225V224H262ZM98 226V225H97ZM215 226H217V224H215ZM222 226V225H220ZM225 226V225H224ZM244 226V225H243ZM255 226V225H254ZM82 226H80L81 228ZM87 227V225H86ZM106 228V226H104ZM248 227V226H247ZM83 228V227H82ZM149 228V227H148ZM226 228V226H225ZM237 228V227H236ZM251 228V227H250ZM97 229V228H96ZM203 229V228H202ZM263 229V228H261ZM85 230V229H84ZM112 230V229H111ZM152 230V229H150ZM210 230V229H209ZM214 230V229H213ZM221 230V229H220ZM235 230V229H234ZM82 231V230H81ZM80 231V232H81ZM226 231V230H225ZM248 231V230H247ZM261 231V230H260ZM1 232V231H0ZM96 232V231H95ZM111 232V231H109ZM167 232V231H166ZM216 232V231H215ZM229 232V231H228ZM5 233V232H4ZM90 233V232H89ZM114 233V232H113ZM112 233V235H113ZM177 233V232H176ZM210 233V232H209ZM213 233V232H212ZM211 233V234H212ZM218 233V232H217ZM216 233V234H217ZM237 233V232H236ZM103 234V232H102ZM117 234V233H116ZM173 234V233H172ZM175 234V232H174ZM221 234V233H220ZM235 234V233H234ZM244 234V233H243ZM250 234V233H249ZM6 235V234H5ZM80 235V234H79ZM104 235V234H103ZM107 235V234H106ZM119 235V234H117ZM182 235V234H181ZM214 235V234H213ZM230 235V234H229ZM262 235V234H261ZM264 235V234H263ZM115 236V235H114ZM226 236V235H225ZM249 236V235H248ZM256 236V235H255ZM85 237V236H84ZM91 237V236H90ZM117 237V236H116ZM166 237V236H165ZM171 237V236H170ZM217 237V236H216ZM82 238V237H81ZM107 238V237H106ZM113 238V237H112ZM115 238V237H114ZM121 238V237H120ZM167 238V237H166ZM218 238V237H217ZM221 238V237H220ZM229 238V237H228ZM231 238V237H230ZM236 238V237H235ZM251 238V237H249ZM58 239V238H57ZM89 239V238H88ZM124 239V238H123ZM243 239V238H242ZM248 239V238H247ZM50 240V239H49ZM101 240V239H100ZM99 240V241H100ZM118 240V239H117ZM130 240V239H129ZM163 240H166L163 238ZM169 240V239H168ZM251 240V239H250ZM264 240V239H263ZM85 241V240H84ZM119 241V240H118ZM124 241V240H123ZM170 241V240H169ZM177 241V240H176ZM231 241V240H230ZM241 241V240H240ZM243 241V240H242ZM254 241L255 240V237H254ZM259 241V240H258ZM21 242V241H20ZM53 242V241H52ZM55 242H56V239H55ZM58 242V241H57ZM98 242V241H97ZM117 242V241H116ZM121 242V241H120ZM129 242V241H128ZM180 242V241H179ZM235 242V241H234ZM252 242V241H251ZM260 242V241H259ZM30 243V242H29ZM44 243V242H43ZM63 243V242H62ZM84 243V242H83ZM96 243V242H94ZM105 243V242H104ZM157 243V242H156ZM159 243V242H158ZM27 244V243H26ZM57 244V243H56ZM97 244V243H96ZM129 244V243H128ZM132 244V243H131ZM233 244V243H232ZM238 244V243H237ZM244 244V243H243ZM254 244V243H253ZM257 244V243H256ZM46 245V244H45ZM63 245V244H62ZM91 245V244H90ZM111 245V244H110ZM133 245V244H132ZM138 245V244H137ZM157 245V244H156ZM162 245V244H161ZM168 245V244H167ZM174 245V243H173ZM235 245V244H234ZM239 245V244H238ZM245 245V244H244ZM39 246V245H38ZM42 246V244L40 245ZM58 246V245H57ZM119 246V245H117ZM171 246V245H170ZM169 246V247H170ZM237 246V245H236ZM23 247V246H22ZM27 247V246H26ZM47 247V246H46ZM55 247V246H54ZM60 247V246H59ZM88 247V246H87ZM97 247V246H96ZM120 247V246H119ZM127 247V246H126ZM139 246H137L138 248ZM148 247V245H147ZM152 247V246H151ZM168 247V246H166ZM175 247V246H174ZM229 247V246H228ZM239 247V246H238ZM256 247V245H255ZM25 248V247H24ZM35 248V247H34ZM37 248V247H36ZM45 248V247H44ZM68 248V247H67ZM143 248V247H142ZM162 248V247H161ZM172 248V247H171ZM232 248V247H231ZM237 248V247H236ZM257 248V247H256ZM94 249V248H93ZM102 249V248H101ZM113 249V248H112ZM158 248H156L157 250ZM178 249V248H177ZM234 249V248H233ZM242 249V248H241ZM246 249V248H245ZM244 249V250H245ZM252 249V248H251ZM26 250V249H25ZM34 250V249H33ZM110 251V249H108ZM116 250V249H115ZM139 250V249H138ZM144 250V249H143ZM182 250V249H181ZM201 250V249H200ZM206 250V249H205ZM227 250V249H226ZM256 250V249H254ZM60 251V250H59ZM63 251V249H62ZM97 251V250H96ZM114 251V250H113ZM131 251V250H130ZM135 251V250H134ZM173 251V250H172ZM177 251V250H176ZM180 251V250H179ZM231 251V249H230ZM246 251V250H245ZM244 251V252H245ZM260 251V250H259ZM30 252V251H29ZM42 253V251H40ZM51 252V251H50ZM54 252V251H53ZM58 252V251H57ZM106 252V251H105ZM116 252V251H114ZM145 252V250H144ZM159 252V251H158ZM163 252V251H162ZM219 252V251H218ZM222 252V251H221ZM250 252V251H248ZM56 253V252H55ZM134 253V252H133ZM142 253V252H141ZM147 253V252H146ZM154 253V252H153ZM187 253V252H186ZM185 253V254H186ZM198 253V252H197ZM229 253V252H228ZM240 253V252H239ZM259 253V252H258ZM31 254V252H30ZM93 254V252H92ZM98 254V253H97ZM113 254V253H112ZM119 254V253H118ZM121 254V253H120ZM159 254V253H158ZM162 254V253H161ZM184 254V253H183ZM222 254V253H221ZM230 254V253H229ZM250 254V253H249ZM257 254V253H256ZM56 255V254H55ZM95 255V254H94ZM136 255V254H135ZM146 255V254H145ZM163 255V254H162ZM226 255V254H225ZM248 255V254H247ZM259 255V254H258ZM261 255V254H260ZM125 256V254H124ZM142 256V255H140ZM150 256V255H149ZM166 256V255H165ZM171 256V255H170ZM173 256V255H172ZM172 256L170 257L172 259ZM205 256V255H203ZM262 256V255H261ZM105 257V256H104ZM119 257V256H118ZM136 257V256H135ZM153 257V256H152ZM185 257V256H184ZM200 257V256H199ZM229 257V256H228ZM251 257V256H250ZM114 258V257H113ZM121 258V257H120ZM119 258V259H120ZM132 258V257H131ZM149 258V257H148ZM154 258V257H153ZM202 258V257H201ZM222 258V257H221ZM254 258V257H253ZM262 258V257H260ZM59 259V258H58ZM57 259V260H58ZM127 259V258H126ZM124 258V260H126ZM140 259V257H139ZM138 259V260H139ZM147 259V258H146ZM164 259V258H163ZM185 259V258H184ZM194 259V258H193ZM219 259V258H218ZM264 259V258H263ZM104 260V259H103ZM118 260V259H117ZM153 260V259H152ZM151 260V261H152ZM157 260V259H156ZM168 260V259H167ZM166 260V261H167ZM174 259H172L171 262H173ZM180 260V259H179ZM198 260V259H197ZM204 260V259H203ZM227 260V258H226ZM225 260V261H226ZM260 260V259H259ZM105 261V260H104ZM109 261V260H108ZM121 261V259H120ZM133 261V260H132ZM181 261V260H180ZM188 261V260H187ZM200 261V260H199ZM222 261V259H221ZM116 262V261H115ZM164 262V261H163ZM170 262V261H169ZM193 262V261H191ZM202 262V260H201ZM204 262V261H203ZM202 262V263H203ZM218 262V261H216ZM256 262V261H255ZM259 262V261H257ZM56 263V262H55ZM114 263V261H113ZM130 263V262H129ZM128 263V264H129ZM140 263V262H139ZM185 263V262H184ZM232 262H230L231 264ZM263 263V262H262ZM60 264V263H59ZM107 264V263H106ZM112 264V263H110ZM148 264V263H147ZM182 264V263H181ZM197 264V263H196ZM207 264V263H206ZM215 264V263H214ZM221 264V263H220ZM223 264V263H222Z\"/></svg>",
    "mask_w": 264,
    "mask_h": 264
},
{
    "label": "clouds",
    "instance_id": "clouds-1",
    "mask_svg": "<svg viewBox=\"0 0 264 264\" xmlns=\"http://www.w3.org/2000/svg\"><path fill=\"white\" fill-rule=\"evenodd\" d=\"M83 167L55 137L16 130L0 137V230L22 242L78 235L73 219L93 191Z\"/></svg>",
    "mask_w": 264,
    "mask_h": 264
}]
</instances>
